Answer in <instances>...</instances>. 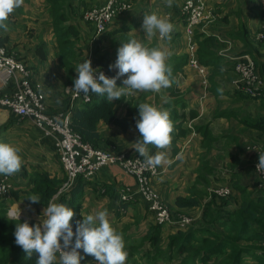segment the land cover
<instances>
[{"label": "crops", "instance_id": "1", "mask_svg": "<svg viewBox=\"0 0 264 264\" xmlns=\"http://www.w3.org/2000/svg\"><path fill=\"white\" fill-rule=\"evenodd\" d=\"M104 1H60V13L66 16L61 25L65 27L72 24L78 31L77 37L70 44L72 53L62 60L54 32V7L47 0H24V4L6 22L8 30L0 29V40L31 69V80L42 92L48 111L67 109L70 97L65 89L74 86L77 78L75 67L86 58L91 60V65H99L98 61L105 60L108 63L106 66H109L115 63L120 45L130 39H136L149 47L159 46L161 41L158 34L150 40L142 30L143 17L152 12L161 16L168 13L174 24V31L171 40L163 43L171 53L167 64L172 69V86L159 93L137 92L136 95L114 99V112L121 124L99 121L98 145H112L119 151L136 152L134 143L140 139L136 128V120L139 119L137 106L140 103H149L168 110L170 119L177 122L174 124L171 147L167 150L173 163L158 166V173L152 178V186L173 211L188 213L193 217V222L200 220L204 207L212 199L210 190L221 185L231 186L233 196L237 199L241 198L237 185L246 187L247 191L257 195L259 188H264V180H260L253 170L254 161L264 152V130L256 126L258 123L264 126V93L260 98H253L245 97L234 90L231 80L235 74L231 63L214 71L212 67L206 66L205 75L189 67L182 34L183 23L179 14L184 0H173L171 7L166 6V0H139L133 8L112 20L106 36L96 39L93 26L83 21L82 14L90 6L102 4ZM207 2L215 9L216 20L206 26L205 33H196V49L199 48L198 41L204 37L218 35L219 41L224 42L218 51L224 63L229 62L227 59L230 56L246 50L254 58L264 62V43H259L256 39V33L264 23L259 0L257 4L254 0ZM253 8H257L258 12H254ZM242 27L245 34L240 37L237 33ZM39 44L44 47V59L36 52ZM183 57L185 62H181ZM110 71L115 76L118 70L113 68ZM126 78V75L120 77L117 86H123L122 81ZM203 79L207 80V87L202 84ZM191 110L196 111V115L188 118ZM178 124L187 129L186 135L179 136L176 128ZM203 126L214 137L207 146L203 145L201 133L197 131L198 127ZM0 142L10 143L21 150V170L10 175L13 190L22 193L31 189V178L45 173L48 177L62 182L65 174L58 161L53 141L44 137L31 120L20 118L1 108ZM148 147L152 155L160 151L153 145ZM77 181L76 179L73 183ZM86 181L81 214L86 216L107 209L112 226L123 236L125 250L130 252V248H135L125 264H180V257L177 259V256L172 255L166 260L154 259L155 245L148 240L147 233L155 222L148 211L147 202L139 198L122 206L116 198L115 195L121 187L134 186L135 180L132 176L117 166H110L102 168L92 179ZM57 194L58 198L62 195L67 197V194L58 191L54 196ZM178 196L195 197L199 203L194 207L179 208L176 206ZM214 199V203L218 204L219 199ZM7 203L14 204L11 208L19 213V217L35 219L39 223L46 219L43 213L46 207L27 204L21 197L12 198ZM231 207L227 205L225 209L229 210ZM175 230L177 229L173 226L162 225L160 250L165 251L169 237ZM79 251L84 261L97 264L94 257L85 254L82 249Z\"/></svg>", "mask_w": 264, "mask_h": 264}, {"label": "clouds", "instance_id": "2", "mask_svg": "<svg viewBox=\"0 0 264 264\" xmlns=\"http://www.w3.org/2000/svg\"><path fill=\"white\" fill-rule=\"evenodd\" d=\"M23 4L24 0H0V29L8 30L6 22L10 15ZM172 4L173 0H166L167 7ZM142 30L150 40L158 34L161 44L149 47L136 39H130L120 45L115 63L109 65L110 70H118L111 78L103 72L97 75L91 60L86 58L75 67L77 78L73 89L76 94L87 96L91 92L113 101L123 96L136 95L137 92L159 93L171 87L174 78L167 64L171 53L163 42L171 40L174 24L170 17L152 12L143 17ZM125 75L127 78L122 81L123 86L118 87L117 80ZM137 107L139 119L136 120V128L140 139L134 143V150L152 169L171 165L173 160L168 157L167 150L172 144L174 124L169 111L149 103H140ZM149 145L160 151L150 154ZM20 151L19 147L0 142V175L10 176L21 170L23 159ZM257 167L264 168V154L259 155ZM27 199L32 203L40 201L38 195ZM57 199L58 194L44 208L46 219L42 222L31 226L27 221L16 224L15 243L28 257L33 253L38 254L36 264H81L84 257L79 250L82 249L85 254L94 257L97 264H125L128 257L125 241L122 234L112 226L107 209L84 216L82 221L76 222L73 231L71 222L75 213L68 205L55 202ZM13 219L18 220L19 213Z\"/></svg>", "mask_w": 264, "mask_h": 264}, {"label": "built area", "instance_id": "3", "mask_svg": "<svg viewBox=\"0 0 264 264\" xmlns=\"http://www.w3.org/2000/svg\"><path fill=\"white\" fill-rule=\"evenodd\" d=\"M137 1L139 0H105L102 4L84 10L82 19L93 26L96 38L107 30L115 17L133 8ZM259 2L264 19V0ZM179 14L183 23L182 34L185 40L187 64L199 74L205 75L206 67L200 64L197 57V43L194 36L198 31L205 33L206 26L216 20L215 9L207 0H184ZM165 16L169 17V14ZM256 39L264 43V23L257 31ZM0 49L3 50L0 52V109L5 108L20 118L31 120L44 137L53 141L58 161L65 174L58 192H67L78 177L90 180L102 168L117 166L135 180L133 187L123 186L118 190L121 203L129 204L139 198L144 199L156 224L186 229L193 222V217L188 213L172 211L152 186V178L158 173V167L152 169L145 164L143 157L119 151L112 145L107 148L93 146L82 140L81 136L71 128V109L75 103L82 105L90 102L89 93L87 96L83 93L77 95L73 86H68L65 89L70 97L67 109L48 111L42 92L31 80V69L28 65L4 44H0ZM230 58L235 60L233 64L235 77L231 80L233 89L249 97L260 98L264 91V81L256 70L253 58L247 53ZM91 66L97 75L103 72L107 77H113L109 66ZM202 84L207 87V80L203 79ZM258 163L259 157L253 163L254 172L260 180H264V168L257 167ZM12 190L13 183L10 176L0 175V198L6 201V214L9 217L17 214L7 203L11 199ZM231 191L229 185L216 186L210 190L217 198L228 197ZM81 264L90 263L81 260Z\"/></svg>", "mask_w": 264, "mask_h": 264}, {"label": "trees", "instance_id": "4", "mask_svg": "<svg viewBox=\"0 0 264 264\" xmlns=\"http://www.w3.org/2000/svg\"><path fill=\"white\" fill-rule=\"evenodd\" d=\"M47 1L50 3V5L54 7L53 8L54 11H52V15L54 18V32L58 40V44L60 47V58L62 60L65 59L66 56H69V54L72 53V49H70V44H72L73 38L77 37L78 31L77 28L72 24L67 25L65 27L61 25L62 22L64 21V18H66V16L64 13H60L61 12L60 5L58 7L57 5L61 4L60 1L62 0H47ZM242 28L237 33L238 35H240V37L241 34L242 36H244L245 34L244 33L245 30L244 28L243 29ZM107 34H108V30L98 35L96 39H100L106 36ZM217 36L218 35L215 36L209 35L204 37L202 40L198 41L199 48L196 51V54L199 59V62L201 65L205 67L206 66L212 67L213 68L212 71H214L216 68H219L222 65L223 66L227 65L228 63H231L233 68V64L235 60L231 59L230 58L231 56L227 59L229 62L224 63V60L218 54V51L223 47L224 42L219 41ZM194 40L197 42L196 34L194 36ZM258 42L261 43L260 41ZM0 44L3 45L4 42L0 40ZM259 45L262 46V44ZM36 52L40 58L42 59L45 58V51L42 44L37 45ZM245 53L249 54L253 58L255 62L256 70L264 81L263 61L261 62L256 58H254L247 50L244 53L240 52L232 56H238ZM183 58L184 59L181 62H185L186 59L185 57ZM186 58H187V54H186ZM97 64L106 65L108 63L105 60H100L97 62ZM178 64L180 65L182 63H178ZM89 95L91 97L90 102L83 103L82 105H78L76 103L74 104L73 108L71 109L70 125L71 128L81 136L82 140L91 143L93 146L103 147L98 145L100 141V134L97 131V123L99 121H103L107 124L111 123V124L119 125L121 124V121L115 115L114 100L109 101L106 98V96H99L91 92H89ZM243 95L245 97H249L245 94ZM195 115H196V111L191 110L188 114V118H192ZM173 124H177V122L176 123L173 122ZM256 126L261 128L260 130L262 129L264 130V126L262 124L258 123ZM176 128L179 130L178 132L179 136L187 134V129L181 128L179 124L176 126ZM197 131L201 133L202 136L201 140L204 146L209 145L213 141L214 137L212 136L210 130L206 126L198 127ZM109 146L110 145L104 148H107ZM130 153L139 155V153L133 151ZM76 179L78 181L73 183L71 188L67 192L63 193V194H67V197L62 195L56 200L57 203H64L69 207H71L72 210L74 211L75 215L71 222L73 226V231H75L76 222L82 221L84 217L81 214L80 207H81L82 199L84 197L83 187L87 182L81 177H78ZM81 180H84V182ZM31 183H32L31 189L25 190L22 193H20L19 191L12 190L11 199L12 198L18 199L21 197L26 201L27 204L30 205L38 204L43 207H47L49 201L56 194L61 184L57 179L48 177L46 173L40 175H34L31 178ZM236 188L241 193L240 199L235 198L233 196V192L231 191V194L228 197L218 198L219 203L215 204L214 203L215 195L212 194L211 197L212 199L208 201V206L206 205L204 207V211L202 212V215L205 214L204 217L206 216L217 217V215H220L222 213L237 214L236 217L237 220L240 222L239 225L240 229L237 230L236 235L232 237L226 235L225 238L219 239L215 243H212L210 245L205 244L206 238H204L201 239L200 244L197 245V243L196 244L191 243L192 234L195 232L198 233L199 231L197 230V228L191 227L194 223L197 222L194 221L190 225H188L186 229L175 230V233L170 235L167 243V247L164 251V250H160V244H159L161 238L160 235H161L162 225L155 223L153 226L150 227L151 229L147 233L148 240L152 243V245H155L154 259L157 260L163 258L164 260H166L168 258H171L172 256H177V259L178 257H180L179 260L180 264H189L192 262L193 257L199 256V261L201 262V264L202 263L207 264L210 262L212 256L221 253L222 251H224V249H226L227 246L230 247L229 244H231V246H236L237 244L236 242L242 238L240 230L244 229V227L246 226L244 222H246L247 220L252 221V223L257 226H260V231L263 232L264 231V189L259 188V193L257 195H254L251 193V191H247L246 187L237 185ZM32 195H38L40 197V201L37 203L30 202L27 198ZM115 196L116 198L119 199V193ZM198 203L199 201L195 197L178 196L176 199V206L179 208L194 207L197 206ZM121 205L123 206L124 203H121ZM227 205H231L232 206L231 209L229 210L225 209V206ZM211 206L213 207L211 208ZM215 210H217L216 214H215ZM25 221H27L30 226L39 223L35 219H25L19 217L18 220H14L13 217H8L6 214V209H4L3 207L2 199L0 198V247L6 246L7 248L8 246L7 251L15 253V254L1 255L0 264H36V260L38 259V254L33 253L31 257H28L26 253L23 251V249L15 243L14 232H15L16 224L23 223ZM195 227H197V225ZM258 248L259 247L252 246L250 247L249 250L248 247H245L244 251L246 252V254L254 255L253 257H249V259L255 258L261 263V261L264 262V257L257 253ZM132 249L135 248H130V252H128V258L132 256V252H133ZM239 250H243V249L240 248ZM239 255H240V251H237L234 255L233 260L240 261ZM130 264H132V262ZM195 264L198 263L195 262Z\"/></svg>", "mask_w": 264, "mask_h": 264}, {"label": "rangeland", "instance_id": "5", "mask_svg": "<svg viewBox=\"0 0 264 264\" xmlns=\"http://www.w3.org/2000/svg\"><path fill=\"white\" fill-rule=\"evenodd\" d=\"M254 1L256 4L258 3V0H254ZM59 5L60 4H58V6ZM252 10L254 12H258L257 8H253ZM2 204H3L4 209H6V212H7L6 201L2 200ZM12 205L14 206V204ZM12 205H10L9 207H12ZM216 213H217V210H215V214ZM204 215L205 214H203L200 217L201 221L198 220L196 223H194L191 226L192 228H197V230H199L198 233L195 232L192 234L191 243H195V244L197 243V245H199L200 240L206 238L205 244L210 245L212 243H215L219 239L225 238L226 235L231 236V237L236 235L237 230L240 229L239 227L240 222L237 220V217H236L237 214L235 213L234 214L233 213H229V214L222 213L220 215H217V217H212V216L204 217ZM244 224L246 226L244 227V229L240 230L242 238L236 242L237 243L236 246H231V244H229L230 247L227 246L226 249H224V251H222L221 253L217 255L212 256L210 262L207 264H261V263L264 264L263 261H261L260 263V261L256 260L255 258L249 259V257H253L254 255L246 254V252L244 251L245 247H248L250 250V247L256 246V247H259L257 253L264 257V231L263 232L260 231V226L253 224L252 221L247 220L246 222H244ZM196 225L197 227H195ZM240 248H242L243 250H239ZM7 250H8V246L7 248L6 246L4 247L1 246L0 256L4 254H15L14 252H9ZM237 251H240V255H239L240 261L233 260L234 255ZM195 262L198 264H201V262L199 261V256L193 257L192 262L189 264H195Z\"/></svg>", "mask_w": 264, "mask_h": 264}]
</instances>
